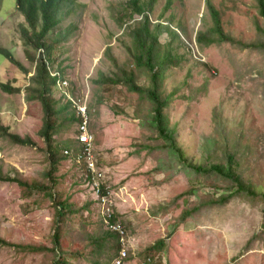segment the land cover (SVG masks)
Here are the masks:
<instances>
[{"label":"rangeland","instance_id":"374dc122","mask_svg":"<svg viewBox=\"0 0 264 264\" xmlns=\"http://www.w3.org/2000/svg\"><path fill=\"white\" fill-rule=\"evenodd\" d=\"M137 2L167 57L159 91L170 97L164 112L184 158L208 165L233 154L256 194L233 193L229 180L191 170L156 137L152 103L122 82L102 80L123 69L151 86L134 57L142 13L132 0H72L49 30L56 39L47 71L65 81L48 84L46 93L58 109L52 143L62 160L53 168L39 133L44 110L20 31L25 20L15 0H0V49L19 63L0 55V82L19 88L0 89V125L33 143L14 145L0 133V175L20 181L0 179V238L12 244H0V264H116L121 248L120 264H264V17L257 0ZM213 9L232 40L206 42L203 34L219 38ZM96 184L122 235L107 227ZM55 197L69 203L62 214ZM158 240L162 246L149 249Z\"/></svg>","mask_w":264,"mask_h":264},{"label":"trees","instance_id":"16d2710c","mask_svg":"<svg viewBox=\"0 0 264 264\" xmlns=\"http://www.w3.org/2000/svg\"><path fill=\"white\" fill-rule=\"evenodd\" d=\"M138 0H132L134 8L137 12L142 13L141 20V29L140 33L134 35L135 37V51L134 57L136 59V64L145 67L149 74L151 80L150 87H142L138 85L135 81V75L133 71L121 70L120 74H114V76H104L102 78L103 81L107 82H122L127 88L132 91L139 93L140 95L145 96L151 103V126L156 130V137L160 139L164 145L168 146V148L175 153V155L187 165L191 170L199 173H215L220 177H223L229 180L235 187V191L233 193H243L247 196H254L256 194L253 186L245 182L242 176L237 171V162L234 158L233 154H228L225 163H211L208 165H200V164H192L188 163L184 158L181 150L178 148L174 136V129L170 127L168 122V117L164 112V108L169 103V95L162 96L159 87L162 84V79L164 77L165 70V61L167 60L166 56H162L157 49V34L155 31L151 30L147 23L149 21L148 15L144 13V7L141 4H138ZM72 0H15V9L18 10L24 17L25 24L20 26V31L23 37V41L27 48L28 58L36 62L35 66V77L31 80L35 82L36 86L34 88L35 92L38 94L39 99L42 102L43 110H44V120L42 128L40 129V137L43 139L47 152L49 154V158L53 164L56 161L62 160V157H58L55 153L56 149L52 143V133L55 128L54 121L52 120V116L54 113L58 112V109H54L52 107L51 102L49 101V97L46 96V93L49 92V85H54L57 78L61 79V75H49L47 71V64L52 62L51 51L52 45L51 41L56 39V37H48L49 30H51L60 20L63 7L65 4L71 3ZM257 8L258 12L261 16L264 17V0H257ZM213 18H214V31L217 32L219 38L215 37H207L203 34L204 38H206V42H213L219 39H229L232 40L227 34L222 31L220 25V19L218 16V11L215 9L212 10ZM161 25V23H158ZM163 26V25H162ZM170 32H174L169 28V25H164ZM68 30V29H67ZM262 32L264 34V25L262 27ZM46 37L48 38V42L46 41ZM198 40L202 41V37L198 36ZM264 48V43H262ZM34 52L32 55L30 51ZM39 50L40 55L35 57V52ZM109 51V50H108ZM0 55H2L8 62L18 65L10 53L5 49H0ZM100 81V80H99ZM0 89L4 92L13 93L18 92L19 88L8 86L5 83L0 82ZM69 104V102H67ZM7 127H3L0 125V133H3L4 136L10 141V143L19 146H32L33 143L29 138H21L18 134L7 132ZM63 148L70 149L71 146L66 142ZM88 170V169H87ZM50 173H48L49 175ZM0 179H12L6 176L0 175ZM20 182L19 180H16ZM22 184H27L25 182H21ZM29 186V185H28ZM51 187V186H50ZM30 188V186H29ZM50 194V193H49ZM232 194H228L227 196H222L219 199H216L219 203H224ZM55 196V195H54ZM56 198V197H55ZM57 211L58 214H62V209L67 208L69 203H67L66 198L57 199ZM115 214L113 213L112 220L115 218ZM107 236H111L113 234H105ZM116 241L117 237L115 235ZM105 239V237L103 238ZM96 244L101 243L100 246L103 245V241L100 238H94ZM118 243V242H117ZM1 245H12L5 242L0 238ZM54 246L52 250L56 252L59 248L58 235L54 236ZM158 246H162V241L158 240L154 242L149 249L157 248ZM120 247V244H117V249ZM31 249H36L35 247H31ZM57 254L61 255V250L57 251ZM109 262L105 263L108 264ZM53 264H65L64 261L59 258Z\"/></svg>","mask_w":264,"mask_h":264},{"label":"built area","instance_id":"2783aa9c","mask_svg":"<svg viewBox=\"0 0 264 264\" xmlns=\"http://www.w3.org/2000/svg\"><path fill=\"white\" fill-rule=\"evenodd\" d=\"M50 75H58L56 72H53V73H50ZM56 85L58 87H63V85H65V81L63 80H60V78H57L56 79ZM80 112H83V109H78ZM81 116H84V113L83 115L81 114ZM80 142L79 143H84L86 142V138L84 137H80ZM85 144V143H84ZM84 152H87V148H84L83 149ZM67 152L64 151V154H66ZM87 155V153H86ZM86 158V157H85ZM90 165V164H89ZM95 192L97 193V196H96V199H98V202L100 203L101 205V212H102V215H103V218H104V221L105 223H107V227L110 229V230H113V231H116L118 232L120 235H122V229H121V225L119 222H112L111 221V215H112V211H111V207L107 201V197H105V194L104 193H99V187L98 185L96 184L95 185ZM124 249L121 248L119 251H118V257L114 260V262L116 264H120L121 263V260L124 258Z\"/></svg>","mask_w":264,"mask_h":264},{"label":"clouds","instance_id":"9594fccd","mask_svg":"<svg viewBox=\"0 0 264 264\" xmlns=\"http://www.w3.org/2000/svg\"><path fill=\"white\" fill-rule=\"evenodd\" d=\"M117 257H118V254H117V256L115 257V259H116ZM115 259H114V260H115ZM123 260H124V258L121 260V262H122Z\"/></svg>","mask_w":264,"mask_h":264}]
</instances>
